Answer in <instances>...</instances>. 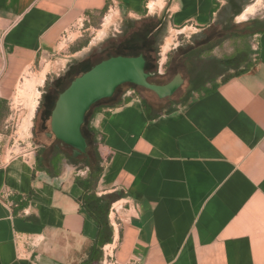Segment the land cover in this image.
Listing matches in <instances>:
<instances>
[{
  "label": "crops",
  "instance_id": "0c3cea01",
  "mask_svg": "<svg viewBox=\"0 0 264 264\" xmlns=\"http://www.w3.org/2000/svg\"><path fill=\"white\" fill-rule=\"evenodd\" d=\"M224 4L0 0V122L19 75L53 52L79 19L116 8L196 34L212 27ZM254 37L252 67L208 93L192 94L165 113L134 98L91 118L104 136L96 193L123 195L112 204L114 235L100 264H264V32ZM49 145L7 161L0 155V264H83L87 258L97 228L78 202L75 177L84 172L65 161L59 172L43 165Z\"/></svg>",
  "mask_w": 264,
  "mask_h": 264
},
{
  "label": "rangeland",
  "instance_id": "374dc122",
  "mask_svg": "<svg viewBox=\"0 0 264 264\" xmlns=\"http://www.w3.org/2000/svg\"><path fill=\"white\" fill-rule=\"evenodd\" d=\"M251 4H255V13L248 16L245 21L238 22V16H234L235 12L239 9L243 11ZM215 19V23L211 28L196 34H193V31L184 33L170 31L167 21H162L155 15L147 18H129L116 8L106 9L91 21L83 18L79 19L61 35L53 52L46 57H39L30 68L25 69L16 79L5 99V108L2 110L5 117L0 122V155H4V160L7 161L10 156L29 153L39 144H49L50 140L45 141L43 138H36L34 132L35 117L38 118V115L47 113V126H49L50 112L58 95L79 75L76 72L81 74V71H78V64L84 62L87 63V67H91L112 55L121 54L120 51L112 50L108 46L112 43H120L132 32L141 28L152 26L150 31L152 32L156 26L162 23L161 27L154 31L150 37L154 52H145V58L151 63L152 71L157 69L160 73L153 76L152 80L159 84H165L176 74H180L183 84L172 96L171 101L156 102V104L153 101L151 102V99H156L153 93H144L140 88L138 89L139 92L136 89V93H133V87L123 85L113 96V101H120V103L118 102L119 105L123 104L127 98L129 100L147 98L144 100L147 102L146 104L155 106L160 113H165L169 108L181 105V100L187 94L188 97L192 94H201L222 80L224 76L236 71L232 67L230 69H224L223 67L210 69L205 85L199 93H194L190 86L192 79L198 78V73L202 72L208 62L212 61L211 59L220 60L238 53L243 54L246 60L256 58L253 54L257 49L255 37L250 35L248 27L253 20L264 19V0H225L224 6L216 14ZM226 26L231 29V36L217 40L213 44L212 51L203 52L201 59L194 62L196 71L191 73L189 64L186 69L179 68V71L176 70L175 61L182 54L190 48L202 45L209 40L219 39L222 36L221 29ZM168 39L171 40L169 50L162 56V46ZM41 73H43L42 81L34 83L36 76ZM59 79L60 81L57 82ZM197 82L203 83L199 80ZM29 86L33 87V93L30 92ZM188 90H190V93ZM125 92L126 94L123 95ZM45 108L46 111L48 110L47 112H44ZM31 109H33L32 117L26 131L25 124ZM70 153L71 150L68 149L66 154L69 155ZM78 159L79 163L77 164H70L69 161L65 163L74 167L75 172L82 171L86 175L87 169H83L82 165L84 158L79 157Z\"/></svg>",
  "mask_w": 264,
  "mask_h": 264
},
{
  "label": "trees",
  "instance_id": "16d2710c",
  "mask_svg": "<svg viewBox=\"0 0 264 264\" xmlns=\"http://www.w3.org/2000/svg\"><path fill=\"white\" fill-rule=\"evenodd\" d=\"M241 9L237 10L235 12V17L238 16L241 13ZM102 13V12H101ZM100 13V14H101ZM250 29V35L254 36L255 34H261L264 32V19L255 21L253 20L250 23V26L248 27ZM152 29V26H147L144 28H141L140 30L132 32L128 37L121 41L120 43H112L108 48L115 49L121 52V54L112 55L106 59H109L111 57L115 56H125V57H137L142 55L144 58L146 57L145 52H154L152 49V39L150 38L153 34L155 28L152 32H150ZM222 30V36L218 39H214L212 42L198 46V48H195L187 53L182 54L176 61V70L179 71V68L186 69L189 64V70L191 73H193L195 70L194 68V62L199 61L201 59V56L203 52L205 51H212L214 48V43H216L217 40H221L224 38H228L231 32V29H228V26L221 29ZM255 57L257 56V49L253 53ZM105 59V60H106ZM256 59V58H255ZM145 60H147L145 58ZM212 61L208 62V64L204 67L202 72L200 71L198 73V78L192 79V82L190 84L192 91L194 93H199L200 89L205 85L209 71L210 69L220 68L223 67L224 69H230L231 67L236 69L235 72L231 73L230 75L224 76L222 80H220L218 83L213 85L211 88L205 90L204 93H208L212 90H214L220 83H223L227 81L229 78L234 77L236 75H240L250 69L254 63V59H244L243 54L238 53L231 57H227L224 59H211ZM103 61V60H102ZM148 61V60H147ZM146 61V62H147ZM149 62V61H148ZM147 64V63H146ZM242 64H244L242 66ZM87 63H79L78 64V76H81L82 74L89 71L93 66L87 67ZM197 69V68H196ZM145 70H152V65H146ZM157 69H154V76H157L156 73ZM199 70V69H198ZM75 73V74H76ZM76 76V77H78ZM195 76V75H194ZM75 77V78H76ZM196 77V76H195ZM74 78V79H75ZM73 79V80H74ZM72 80V81H73ZM202 81L203 83H199L197 81ZM68 87V86H67ZM66 87V88H67ZM134 87V86H133ZM64 88L62 92L66 89ZM137 88L138 87H134ZM190 93V90H188ZM188 94L185 98H183L181 101V105H183L186 100L188 99ZM126 102L129 101V98L125 99ZM128 100V101H127ZM144 107H146V103L143 99H141ZM109 104H106L107 102H110ZM120 101H113V99H106L103 100L94 106L91 107V109L87 112L85 116V121L82 126V133L87 140L88 143V152L85 154L83 162V169H87V174L84 176H76L75 177V184L81 189L82 194L80 198L78 199V202L80 203L81 208L85 211V213L92 218L94 223L96 224L97 232L96 236L87 252V258L84 261L83 264H100V261L103 257V251L102 248L112 242L114 231L113 227L110 224L109 221V213L111 206L114 202L118 201L120 198H122L121 193H108L104 195L98 196L96 193V187L98 184V181L101 177V174L103 172L104 164L102 159L99 157L98 154V147L99 144L103 141L104 136L98 133L90 124L91 118L99 113L102 112L104 114H108L109 112L107 110H112L114 108H117L121 105H119ZM169 111V110H168ZM78 158H74L71 154L67 155L65 152H62L59 149H55L52 152V155L48 159L47 162H41L43 165L46 164V166L53 171L59 172L61 165L65 161H69L70 164H77L79 163Z\"/></svg>",
  "mask_w": 264,
  "mask_h": 264
},
{
  "label": "water",
  "instance_id": "95a60500",
  "mask_svg": "<svg viewBox=\"0 0 264 264\" xmlns=\"http://www.w3.org/2000/svg\"><path fill=\"white\" fill-rule=\"evenodd\" d=\"M145 66L146 60L142 55L115 56L97 63L76 77L58 95L51 111L50 130L54 138L72 148L74 157L84 154L87 141L82 126L87 112L95 104L111 99L119 86L130 84L164 99L171 97L183 84L180 74L164 85L151 84V75L146 72Z\"/></svg>",
  "mask_w": 264,
  "mask_h": 264
},
{
  "label": "flooded vegetation",
  "instance_id": "af4514ba",
  "mask_svg": "<svg viewBox=\"0 0 264 264\" xmlns=\"http://www.w3.org/2000/svg\"><path fill=\"white\" fill-rule=\"evenodd\" d=\"M213 40H209V41H207V42H205V43H203L202 45H205V44H208V43H210V42H212ZM202 45H199V47L200 46H202ZM195 48H198V46L197 47H194V48H190L189 50H187L185 53H187V52H189V51H191V50H193V49H195ZM147 61V60H146ZM101 62V61H100ZM147 64V66L149 65V64H151L150 62H146ZM146 72L148 73V74H150L151 75V77L149 78V82L151 83V84H155V85H164V84H159V83H157V82H155V81H153L152 79V77L154 76V71H152V70H146ZM156 73L157 74H160V73H158V71L156 70ZM66 76V75H65ZM60 81V79L57 81V82H59ZM169 82V81H168ZM167 82V83H168ZM166 84V83H165ZM124 85H129L131 88L133 87L132 85H130V84H124ZM123 85H121V86H119L117 89H116V91H115V93H114V95L117 93V91L122 87ZM135 87V86H134ZM133 87V93H136V89L137 88H134ZM181 87V86H180ZM138 89H139V87H138ZM137 89V92H139V90ZM140 90H143V92L144 93H147V92H150V91H147V90H145V89H142V88H140ZM178 91V90H177ZM176 91V92H177ZM175 92V93H176ZM174 93V94H175ZM126 94V92L123 94V95H125ZM173 94V95H174ZM51 95V94H50ZM172 95V96H173ZM172 96L171 97H169V98H164V99H159L157 96H155L156 97V99L155 100H153V99H151V102L153 101V103L154 104H156V102H169V101H171V98H172ZM111 99H113V97L111 98ZM147 99V98H146ZM146 99H144L143 98V100H146ZM49 101V100H48ZM47 102V101H46ZM46 111V108L44 109V112ZM48 111V110H47ZM46 111V112H47ZM50 114H51V112H50ZM47 113H43L42 115H38V118L37 117H35V120H36V125L34 126V132H35V136H36V138L38 139V138H43L45 141L47 140V141H51L49 144V146H50V150H51V155H52V152L55 150V149H59V150H61L62 152H65L66 153V151L69 149V150H71V155L73 156V149L72 148H70V147H68V146H65V145H62L61 144V142L60 141H58L57 139H55L54 138V136L52 135V133H51V130H50V121H49V126H47V123H48V119H47ZM87 141V140H86ZM88 152V143H87V148H86V152L84 153V154H79L78 156H76V157H74V158H79V157H85V154Z\"/></svg>",
  "mask_w": 264,
  "mask_h": 264
},
{
  "label": "bare ground",
  "instance_id": "6f19581e",
  "mask_svg": "<svg viewBox=\"0 0 264 264\" xmlns=\"http://www.w3.org/2000/svg\"><path fill=\"white\" fill-rule=\"evenodd\" d=\"M161 2V1H159ZM154 8H156V5L153 4V3H150V10H153ZM256 11V7H255V4H251L249 7H247V9L237 17V21H245L247 19L248 16H252ZM171 44V40L168 39L165 44L162 46V53L161 55L164 56V54L169 50V45ZM42 78H43V73H41L40 75L36 76V78L34 79V83H40L42 81ZM29 80V79H28ZM33 86V85H32ZM32 86H29L31 89L30 92L33 93V87ZM34 108V107H33ZM32 111L33 109H31L29 111V115H28V119L26 120V126H25V130L27 131V128L30 124V118L32 117ZM114 209H116V207H114Z\"/></svg>",
  "mask_w": 264,
  "mask_h": 264
},
{
  "label": "built area",
  "instance_id": "2783aa9c",
  "mask_svg": "<svg viewBox=\"0 0 264 264\" xmlns=\"http://www.w3.org/2000/svg\"><path fill=\"white\" fill-rule=\"evenodd\" d=\"M112 8H110L109 10H111ZM66 32V31H65ZM109 113L112 111V110H107ZM111 212H115L116 211V209H114V206L112 205L111 206ZM20 240H22V239H20Z\"/></svg>",
  "mask_w": 264,
  "mask_h": 264
}]
</instances>
